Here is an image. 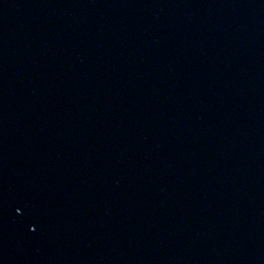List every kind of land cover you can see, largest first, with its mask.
<instances>
[{
  "label": "water",
  "instance_id": "obj_1",
  "mask_svg": "<svg viewBox=\"0 0 264 264\" xmlns=\"http://www.w3.org/2000/svg\"><path fill=\"white\" fill-rule=\"evenodd\" d=\"M255 91L264 138V0H243Z\"/></svg>",
  "mask_w": 264,
  "mask_h": 264
}]
</instances>
